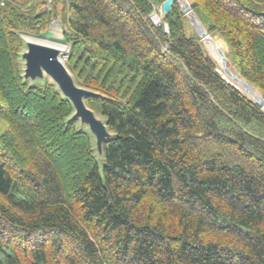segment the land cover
Here are the masks:
<instances>
[{
  "label": "trees",
  "instance_id": "trees-1",
  "mask_svg": "<svg viewBox=\"0 0 264 264\" xmlns=\"http://www.w3.org/2000/svg\"><path fill=\"white\" fill-rule=\"evenodd\" d=\"M163 1L0 0V264H264V110ZM190 7L264 97V0ZM54 22L112 132L101 167L71 103L22 77V36Z\"/></svg>",
  "mask_w": 264,
  "mask_h": 264
},
{
  "label": "water",
  "instance_id": "water-1",
  "mask_svg": "<svg viewBox=\"0 0 264 264\" xmlns=\"http://www.w3.org/2000/svg\"><path fill=\"white\" fill-rule=\"evenodd\" d=\"M174 1L178 2L182 12L188 18L203 43H210L213 46L217 56L214 59L223 72L222 77H228L227 81L246 93L253 102L257 103L264 110V97L262 94L254 85L230 70L227 66L224 50L216 43L214 37L207 33L202 22L191 9L189 0H182V2L180 0H164L161 4L162 15L167 14L171 10ZM151 19L154 23L160 22L158 14L152 15ZM165 29L167 30L166 25ZM31 38L26 39L22 36L23 47L19 54V60L23 79L30 82L48 80L71 103L73 111L69 118L77 121L79 129L88 131L92 136L94 154L101 167L104 159L103 144L111 137L112 132L108 130L105 119L97 115L85 103L86 97L98 93L82 87L75 82L65 62L61 60V55L67 51L64 44L55 45L37 41L34 39L35 37Z\"/></svg>",
  "mask_w": 264,
  "mask_h": 264
},
{
  "label": "rangeland",
  "instance_id": "rangeland-1",
  "mask_svg": "<svg viewBox=\"0 0 264 264\" xmlns=\"http://www.w3.org/2000/svg\"><path fill=\"white\" fill-rule=\"evenodd\" d=\"M182 2V0H180ZM190 4L192 3V0H189ZM155 14V13H154ZM153 14V15H154ZM154 24H159V23H154ZM49 34H47L45 37H35L34 39L40 42H44V43H50V44H55V45H63L60 42L61 39V32L57 26V23L54 22L52 24V26L49 28ZM24 38L26 39H32L30 36L28 35H23ZM29 37V38H28ZM216 39H220L223 41V39L221 37H219L217 34L213 36ZM224 52L228 51V48L225 44V42L223 41V43L220 46ZM204 48L206 50V52L214 59V57H216V53L215 51L212 49L207 48L206 44H204ZM215 60V59H214ZM216 61V60H215ZM65 64H66V60H65ZM7 122L5 120H3L2 118H0V135L5 131V129H7Z\"/></svg>",
  "mask_w": 264,
  "mask_h": 264
},
{
  "label": "bare ground",
  "instance_id": "bare-ground-1",
  "mask_svg": "<svg viewBox=\"0 0 264 264\" xmlns=\"http://www.w3.org/2000/svg\"><path fill=\"white\" fill-rule=\"evenodd\" d=\"M29 38V37H28ZM215 39V41H216V43L219 45V46H221V44L223 43V41L222 40H220V39H216V38H214ZM206 44V46H207V48H209V49H212V51L214 50L213 49V46L210 44V43H205ZM217 57V56H216ZM61 60H62V62H65V60L63 59V58H61ZM219 60V59H218Z\"/></svg>",
  "mask_w": 264,
  "mask_h": 264
},
{
  "label": "built area",
  "instance_id": "built-area-1",
  "mask_svg": "<svg viewBox=\"0 0 264 264\" xmlns=\"http://www.w3.org/2000/svg\"><path fill=\"white\" fill-rule=\"evenodd\" d=\"M62 58H63L64 60H67V55H63Z\"/></svg>",
  "mask_w": 264,
  "mask_h": 264
}]
</instances>
